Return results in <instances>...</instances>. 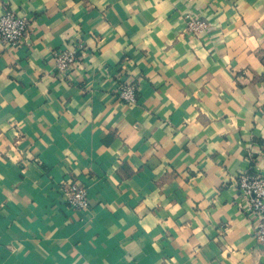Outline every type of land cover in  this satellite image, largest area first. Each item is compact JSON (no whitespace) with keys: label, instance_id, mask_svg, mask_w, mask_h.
Here are the masks:
<instances>
[{"label":"crops","instance_id":"crops-1","mask_svg":"<svg viewBox=\"0 0 264 264\" xmlns=\"http://www.w3.org/2000/svg\"><path fill=\"white\" fill-rule=\"evenodd\" d=\"M0 264H264V0H0ZM202 18L200 33L187 17ZM82 39L69 73L52 50ZM134 78L136 104L117 93ZM88 186L74 210L60 186Z\"/></svg>","mask_w":264,"mask_h":264},{"label":"built area","instance_id":"built-area-1","mask_svg":"<svg viewBox=\"0 0 264 264\" xmlns=\"http://www.w3.org/2000/svg\"><path fill=\"white\" fill-rule=\"evenodd\" d=\"M31 16L20 14L16 9L7 8L0 14V41L10 48L21 44L31 28ZM207 27L201 17L190 15L187 17V28L194 33H200ZM85 43L82 39L68 46H59L52 50L54 68L61 73L73 71L79 63ZM119 97L127 104H136L138 100V82L131 78L121 82L117 87ZM241 196L246 200L245 211L256 218L255 236L264 247V169L246 172L238 182ZM61 194L74 210L85 211L89 208L88 186L73 180L60 186Z\"/></svg>","mask_w":264,"mask_h":264}]
</instances>
